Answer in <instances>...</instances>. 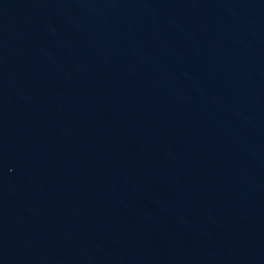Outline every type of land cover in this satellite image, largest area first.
I'll return each instance as SVG.
<instances>
[{"label": "water", "instance_id": "water-1", "mask_svg": "<svg viewBox=\"0 0 264 264\" xmlns=\"http://www.w3.org/2000/svg\"><path fill=\"white\" fill-rule=\"evenodd\" d=\"M0 264H264V0H0Z\"/></svg>", "mask_w": 264, "mask_h": 264}]
</instances>
